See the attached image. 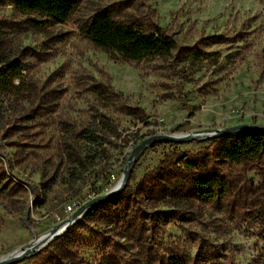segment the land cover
Here are the masks:
<instances>
[{
  "label": "rangeland",
  "instance_id": "obj_1",
  "mask_svg": "<svg viewBox=\"0 0 264 264\" xmlns=\"http://www.w3.org/2000/svg\"><path fill=\"white\" fill-rule=\"evenodd\" d=\"M102 9L123 21L152 18L180 47L218 52L219 59L192 73L161 62L112 61L79 31ZM11 59L24 68L26 93H0V168L12 182L0 189V258L114 189L145 139L264 127V0H77L67 22L43 30L32 27L12 0H0V61ZM95 84L121 96L104 104L92 92ZM122 105L141 108L146 122L138 123ZM100 115L112 121L117 137L106 145L96 176L79 189L68 181L84 149L77 133ZM212 138L148 143L122 190H134L172 152L204 151ZM223 172L231 185L225 201L141 212L125 198L107 220L84 219L83 212L59 236L11 264H33L38 255L56 264H154L169 255H181L187 264H264V223L247 211L264 206V158Z\"/></svg>",
  "mask_w": 264,
  "mask_h": 264
},
{
  "label": "trees",
  "instance_id": "obj_2",
  "mask_svg": "<svg viewBox=\"0 0 264 264\" xmlns=\"http://www.w3.org/2000/svg\"><path fill=\"white\" fill-rule=\"evenodd\" d=\"M14 8L27 17L30 25L45 29L47 24H64L77 6V0H12ZM32 17L42 19L38 21ZM80 33L108 55L112 61L161 62L180 67L181 72H193L204 64H216L218 52H206L197 47H180L173 34L157 21L144 17L134 21L117 19L108 9L96 12L79 28ZM22 64L16 60L0 61V93L19 97L26 93ZM99 101L110 104L121 96L111 87L92 86ZM121 110L132 115L138 123L146 122L145 112L139 107L122 105ZM117 128L104 116L94 117L77 136L84 149L73 160L68 181L80 189L86 179L94 178L95 169L106 156L109 140L117 137ZM264 158V132L243 130L213 137L208 147L198 153L167 155L157 168L147 172L136 188L122 190L117 195L91 207L84 219L105 221L112 210L123 207L122 201L134 203L141 210H155L160 206L180 210L193 201L222 202L230 196L231 185L223 172L227 165L252 166ZM12 182L0 168V189L6 190ZM13 186V185H12ZM125 202V201H124ZM259 222L264 223V206L247 208ZM33 264H56L50 257L38 255ZM154 264H187L181 255H169Z\"/></svg>",
  "mask_w": 264,
  "mask_h": 264
},
{
  "label": "water",
  "instance_id": "obj_3",
  "mask_svg": "<svg viewBox=\"0 0 264 264\" xmlns=\"http://www.w3.org/2000/svg\"><path fill=\"white\" fill-rule=\"evenodd\" d=\"M243 130H260V131L264 132V127H259V126H254V125H242V126L229 127V128L223 129V130H217V131H212V132L201 131L198 133L195 132L193 134H187V135H183V136L164 135V136L151 137V138L145 139L129 155L127 162H126V166L124 168L123 177L121 178L120 182L117 184V186L114 189H112L111 191H109L105 195L97 197L96 199L91 200L89 203L81 206L79 208V210L77 212H75L69 220H66L65 222H63L62 224H60L56 227H53L47 233H45L44 235L39 237V242H38V238H36L35 240L31 241L29 244L18 248V250H16L15 253H10L9 256H4V257L0 258V264H11L13 262H18V261L22 260L23 257L28 256L33 251L40 249L44 243L50 241L54 237H57L61 233H63L66 230L67 226L70 223H74L77 220V217L80 216L83 212L88 211L94 205H96V204H98L104 200H107V199L117 195L119 192H121V190L125 184L126 174H127L128 170L130 169L131 163L136 158L138 152L144 146H146L148 143L155 142V141H158L160 139L173 141V142H180V141L187 140V139H190L193 137H216V136L223 135L226 133L239 132V131H243Z\"/></svg>",
  "mask_w": 264,
  "mask_h": 264
},
{
  "label": "built area",
  "instance_id": "obj_4",
  "mask_svg": "<svg viewBox=\"0 0 264 264\" xmlns=\"http://www.w3.org/2000/svg\"><path fill=\"white\" fill-rule=\"evenodd\" d=\"M112 178H113V177H112ZM105 191H106V193H108V192L111 191V190L106 189ZM106 193H105V194H106ZM100 196H102V195H100ZM100 196H99V197H100ZM90 197H92V196H90ZM93 197H94V196H93ZM75 207H76V203L73 202L71 206H68V209L70 210L71 208H75Z\"/></svg>",
  "mask_w": 264,
  "mask_h": 264
},
{
  "label": "bare ground",
  "instance_id": "obj_5",
  "mask_svg": "<svg viewBox=\"0 0 264 264\" xmlns=\"http://www.w3.org/2000/svg\"><path fill=\"white\" fill-rule=\"evenodd\" d=\"M197 133H198V132H197ZM38 242H39V238H38ZM44 244H45V243H44ZM44 244H43V245H44ZM16 250H18V249H16ZM16 250L12 251L11 253H15ZM6 256H9V254L6 255ZM3 257H4V256H3ZM1 258H2V257H1Z\"/></svg>",
  "mask_w": 264,
  "mask_h": 264
}]
</instances>
